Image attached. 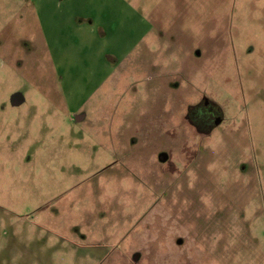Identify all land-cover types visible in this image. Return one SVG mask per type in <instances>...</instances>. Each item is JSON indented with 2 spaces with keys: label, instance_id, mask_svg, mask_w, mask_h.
I'll use <instances>...</instances> for the list:
<instances>
[{
  "label": "rangeland",
  "instance_id": "1",
  "mask_svg": "<svg viewBox=\"0 0 264 264\" xmlns=\"http://www.w3.org/2000/svg\"><path fill=\"white\" fill-rule=\"evenodd\" d=\"M127 1L151 35L71 109L0 0V264H264V0Z\"/></svg>",
  "mask_w": 264,
  "mask_h": 264
},
{
  "label": "crops",
  "instance_id": "2",
  "mask_svg": "<svg viewBox=\"0 0 264 264\" xmlns=\"http://www.w3.org/2000/svg\"><path fill=\"white\" fill-rule=\"evenodd\" d=\"M34 2L48 53L62 70L60 91L71 109L80 108L77 94L98 92L103 79L131 58L153 30V24L127 0Z\"/></svg>",
  "mask_w": 264,
  "mask_h": 264
},
{
  "label": "flooded vegetation",
  "instance_id": "3",
  "mask_svg": "<svg viewBox=\"0 0 264 264\" xmlns=\"http://www.w3.org/2000/svg\"><path fill=\"white\" fill-rule=\"evenodd\" d=\"M205 104L201 106V110L203 111L204 116L202 117L199 115L197 116L193 113V118L196 119L195 126L192 123H190L187 119L188 110L186 114V121L193 127V129L195 130V132H197V134L202 136L209 135L214 130V128H216L219 125V124L218 125L215 124V120L219 118L217 115L218 113L212 108L211 111L208 110L207 105Z\"/></svg>",
  "mask_w": 264,
  "mask_h": 264
},
{
  "label": "trees",
  "instance_id": "4",
  "mask_svg": "<svg viewBox=\"0 0 264 264\" xmlns=\"http://www.w3.org/2000/svg\"><path fill=\"white\" fill-rule=\"evenodd\" d=\"M199 107L198 106H194V107H189L188 108V116L187 119L190 123H192L195 126V121L196 119L193 118V113L195 115H197V111H198ZM198 116V115H197Z\"/></svg>",
  "mask_w": 264,
  "mask_h": 264
},
{
  "label": "water",
  "instance_id": "5",
  "mask_svg": "<svg viewBox=\"0 0 264 264\" xmlns=\"http://www.w3.org/2000/svg\"><path fill=\"white\" fill-rule=\"evenodd\" d=\"M18 103H20V102H18V101L13 102V104H18ZM75 120H76V121H79V118L76 117ZM220 122H221V119H220V118H217V119L215 120V124H216V125L220 124Z\"/></svg>",
  "mask_w": 264,
  "mask_h": 264
}]
</instances>
